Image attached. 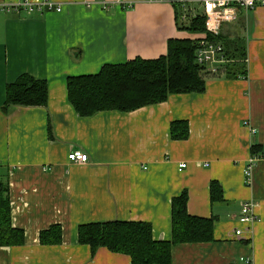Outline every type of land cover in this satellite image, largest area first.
<instances>
[{
  "label": "crops",
  "instance_id": "1",
  "mask_svg": "<svg viewBox=\"0 0 264 264\" xmlns=\"http://www.w3.org/2000/svg\"><path fill=\"white\" fill-rule=\"evenodd\" d=\"M22 1L40 0L0 4ZM52 1L61 12H0V182L8 185L12 226L25 236L21 246L0 247V264H132L127 255L80 244L79 226L144 222L156 241L170 242L172 202L184 192L189 215L214 222V240L176 245L173 264H264V161L251 187L244 176L252 147L264 154V6L242 8L224 25L232 41L245 39L247 78L208 79L203 94L82 118L68 101L69 77L158 59L170 40L204 33L187 31L190 19L169 3L126 0L134 6L104 10L100 0ZM202 1L185 0L191 17ZM23 75L48 82L45 107H6L7 87ZM174 121L188 122L187 140L171 138ZM74 151L88 162H70ZM214 181L221 201L211 200ZM251 199L259 220L244 226L241 205ZM56 225L62 243L42 245L40 234Z\"/></svg>",
  "mask_w": 264,
  "mask_h": 264
},
{
  "label": "trees",
  "instance_id": "2",
  "mask_svg": "<svg viewBox=\"0 0 264 264\" xmlns=\"http://www.w3.org/2000/svg\"><path fill=\"white\" fill-rule=\"evenodd\" d=\"M175 7L182 14V8ZM189 19V24L183 25H187V31L205 33L204 17L197 15ZM218 40L224 43L222 35ZM237 41H232V51L225 47L230 62L218 75L208 73L196 63L197 40H170L167 54L158 59L137 58L124 64H107L97 74L69 77L68 101L79 117L86 118L105 111L133 112L166 102L172 95L203 94L208 79L247 78V48L240 51ZM47 104V81L23 75L7 87L6 107H45ZM170 131L173 140H187L190 135L187 121L172 122ZM261 151L263 149L257 145L252 147L254 154ZM8 193V185L0 182V247L21 246L25 242L24 232L12 226ZM222 199L221 185L212 182V202ZM187 203V192L173 199L170 242L156 241L149 223L108 221L80 225L79 243L90 246L93 253L107 248L112 253L127 255L132 264H173L176 245L214 240V222L190 216ZM40 242L42 245L61 244L62 228L56 225L43 231Z\"/></svg>",
  "mask_w": 264,
  "mask_h": 264
},
{
  "label": "built area",
  "instance_id": "3",
  "mask_svg": "<svg viewBox=\"0 0 264 264\" xmlns=\"http://www.w3.org/2000/svg\"><path fill=\"white\" fill-rule=\"evenodd\" d=\"M150 2H164L182 8L181 20H188L191 17L189 5L185 0H149ZM104 10H107L111 4L122 6L123 8H132L134 3L126 0H100ZM200 10L195 13L201 15L205 19V33L198 41L196 49V63L212 74L218 75L226 63L230 62L223 41L218 40L222 35L223 26L229 23H235L239 16L240 9L250 10L257 5L264 6V0H204L199 2ZM88 6L90 4L88 3ZM35 7L45 8L48 11L61 12L63 7L57 5L52 0H40L37 2L22 1L17 3H1L0 12H21L32 11ZM213 37L214 40H211ZM70 162L84 164L89 160V156L82 151H74L68 155ZM260 161H264V154L251 153L248 158L247 165L244 169L245 183L247 187H251L253 183L254 169ZM185 165H181L183 168ZM258 204L251 199L243 202L241 205V215L239 223L244 226H252L258 220L256 215V207ZM243 230L236 231L237 236H242Z\"/></svg>",
  "mask_w": 264,
  "mask_h": 264
},
{
  "label": "rangeland",
  "instance_id": "4",
  "mask_svg": "<svg viewBox=\"0 0 264 264\" xmlns=\"http://www.w3.org/2000/svg\"><path fill=\"white\" fill-rule=\"evenodd\" d=\"M222 30H223L222 34H223V40H224L225 47L228 48L230 51H232L233 48H232V40L230 39V34L228 31L225 30V26H223ZM228 43H229V47H228ZM237 46L240 49V51H243L244 48H246L245 39L241 35H239Z\"/></svg>",
  "mask_w": 264,
  "mask_h": 264
}]
</instances>
